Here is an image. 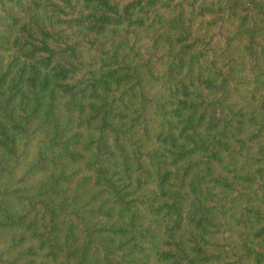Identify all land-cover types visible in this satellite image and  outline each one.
<instances>
[{"label":"trees","instance_id":"1","mask_svg":"<svg viewBox=\"0 0 264 264\" xmlns=\"http://www.w3.org/2000/svg\"><path fill=\"white\" fill-rule=\"evenodd\" d=\"M0 264H264V0H0Z\"/></svg>","mask_w":264,"mask_h":264}]
</instances>
